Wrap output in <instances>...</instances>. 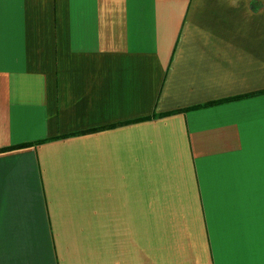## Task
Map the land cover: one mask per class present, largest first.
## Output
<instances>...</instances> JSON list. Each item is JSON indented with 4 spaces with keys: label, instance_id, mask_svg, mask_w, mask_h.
I'll return each instance as SVG.
<instances>
[{
    "label": "crops",
    "instance_id": "obj_1",
    "mask_svg": "<svg viewBox=\"0 0 264 264\" xmlns=\"http://www.w3.org/2000/svg\"><path fill=\"white\" fill-rule=\"evenodd\" d=\"M0 264H264V0H0Z\"/></svg>",
    "mask_w": 264,
    "mask_h": 264
},
{
    "label": "trees",
    "instance_id": "obj_2",
    "mask_svg": "<svg viewBox=\"0 0 264 264\" xmlns=\"http://www.w3.org/2000/svg\"><path fill=\"white\" fill-rule=\"evenodd\" d=\"M28 146H30V145H23V146H21V148H22V147H23V148H24V147H28Z\"/></svg>",
    "mask_w": 264,
    "mask_h": 264
}]
</instances>
